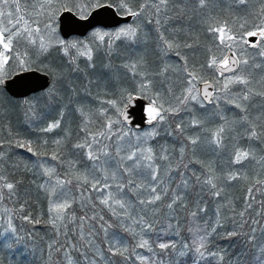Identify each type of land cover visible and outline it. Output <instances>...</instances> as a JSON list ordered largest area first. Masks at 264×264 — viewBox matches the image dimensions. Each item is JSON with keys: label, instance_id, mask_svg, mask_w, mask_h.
Wrapping results in <instances>:
<instances>
[{"label": "trees", "instance_id": "1", "mask_svg": "<svg viewBox=\"0 0 264 264\" xmlns=\"http://www.w3.org/2000/svg\"><path fill=\"white\" fill-rule=\"evenodd\" d=\"M96 2L97 0H27L26 19L34 27L42 29L48 22V14L54 13L51 22L56 23L55 15L61 10L69 9L78 14L91 9ZM99 2L115 5L118 0H99ZM128 3L133 10H138L146 0H128ZM33 5H35L34 9ZM40 5H44V8ZM262 6L264 0H247L245 5H239L234 0H207L206 6L203 7L199 5L198 0H174V3L169 4L167 12L159 17L162 24L158 31L155 9L149 3L143 13L132 18L128 24L137 28V36L133 41L121 38L112 45L111 54L108 53L106 45H102L92 55L93 68L102 57L107 58L113 69L121 67L122 73L127 76L124 94L121 90L118 91V88L120 89L121 86L122 89L123 86L120 80L115 85L116 91L96 96L94 93L98 87L95 86L94 81L89 78L80 79L78 75L84 59L76 54V48H69V54L65 55L62 47L55 44L47 52L42 53L39 50V40H36V44H32L26 42L24 37L15 36L10 44L8 62L0 68L1 79L20 70L37 68L49 73L51 83L47 89L19 99L9 96L0 86V152L4 153L3 158L0 159V175L6 177L7 182L16 184L12 194L6 188H0V264H67L62 253L52 251L49 245L58 241L57 247L61 244L67 247L66 240H75L76 236L71 231L73 227L71 224L68 226L66 237L63 228L58 234L49 223L50 199L56 202L68 200L71 208L65 211L81 216L84 215L81 200L83 193L85 201L91 198L97 205L96 211L103 214L107 220H112L108 210L99 204L97 197L100 193L91 191L87 185L78 187L77 177L87 175V165L91 161L86 156L84 148L74 146L86 141L91 143L93 136H97L102 131L107 133L108 122L119 120L120 113L107 102L115 100L118 102V107L122 108L127 101L126 94L129 93L145 98L159 93L165 102V107L177 109L175 112L166 113L164 121L156 120L153 126L155 135L141 146L152 147L157 153L160 152L161 147L167 148L170 159L157 160L156 163L161 166L159 174L162 180H166L168 176L172 177L169 188L176 189V184L179 182L177 173L185 172L186 176L192 179L193 185H195L193 173L202 178L208 175L214 176L216 178L214 182L221 191V195L215 197L210 194L207 186L190 185L184 200L185 207L177 208L174 217L168 215L169 209L166 207L169 202L168 197H164L156 205L147 206L145 212L149 218H152V212L158 209L156 231L148 234L154 251L160 253V249L155 247L160 242H175L177 248L169 249L167 253H161L156 257H152V253L146 249H137V251L165 264H217L216 260L211 258L199 260L194 248L183 247L185 244L191 246L197 236H203L206 231L211 232V228L215 227L216 231L206 238V247L211 251L223 249L229 260L234 259L235 254L244 249V238L242 235L227 237L225 234L248 230L249 225H245L243 229L238 227L240 218L237 214L245 209L247 203L252 202L249 200V188L253 189L252 196L255 202L252 209H248L245 219L257 218L256 212L264 205V137L260 140L249 139L245 134L250 123L256 126L257 131L264 129V96L253 94L248 101L237 100L236 103H241L246 113L237 108L235 103H228L229 99L241 93L244 86L236 83L224 84L223 80L232 74L221 75L216 72L215 65L209 66L214 57L220 63L225 55L219 47L220 38L230 40V34L226 29L214 33L209 31V27L223 28L227 22V26L232 28L233 32H238L240 24L245 20L250 23L260 22L257 14ZM119 13L123 14V10ZM165 15L170 18L167 22H163ZM118 29L98 28L102 32H115ZM93 31L83 38L70 37L63 41L67 44H78L86 41ZM161 32L165 39L172 42L171 49H168L160 39ZM220 33H225L227 37H222ZM232 51L239 52V49L233 48ZM258 51L255 48H246L243 57L247 58L249 63L242 64L238 73L250 78L249 87L252 88L253 93L264 92V57L259 56ZM14 56L22 57L27 61L24 67L19 66V60L13 59ZM70 57L75 58V64L70 62ZM134 62L141 65L136 72L130 70V67H125ZM52 67L67 68L62 75L63 81L62 78L58 79L53 75ZM77 68L78 70H70ZM138 73H147L146 79L151 81L147 97L139 90L142 77ZM189 73L197 78L194 81L193 94H196L195 89H198L201 83L206 81L213 83L215 99L212 98L211 103L204 104L196 94L202 104L193 100H188L183 105L179 104L178 98L183 99L184 96L189 95L187 92L188 81L191 79ZM69 82L74 88L72 92L65 87ZM53 86L57 89L55 99L49 92ZM77 107L83 110V115ZM102 108L106 110L103 113ZM213 111H218L221 116V122L219 121L218 124L205 121L207 113ZM245 114L249 118L248 121L241 119ZM231 117H239L243 125L231 128L227 122ZM193 120L199 121V124L193 125ZM57 121L59 127H54L51 131H42L49 124ZM177 125H183L182 132L177 130ZM221 126H224L225 132L221 145L217 146L211 141L213 133ZM129 129L121 121L113 125V131L117 133L128 132ZM59 138L61 143L58 144ZM189 138H196L197 143L192 145ZM98 139L111 145L108 151L112 155L115 154L114 146L119 140L115 137L112 140L103 137ZM19 140L29 142L36 154L28 152L27 148L16 147ZM122 145L125 146L122 154H125L124 141ZM93 146V150L100 147L95 143ZM182 147L185 152L181 162ZM237 149L246 150L251 155L242 159L240 163H235ZM53 155L58 159H52ZM70 162L74 167L70 166ZM181 163L188 165L187 169L180 167L177 172L166 171L169 168L177 169ZM109 167L112 171L115 170V162L110 160ZM46 169L53 171L46 174ZM230 175L237 176V179H228ZM102 177V174L96 175V178ZM138 178L139 176L135 177L136 180ZM58 179L71 182L56 187L53 194L52 188ZM257 181L260 183L258 184ZM137 182L141 181L137 180ZM109 183L112 181L109 180ZM40 185H45L47 190ZM85 189L88 191H84ZM125 198L135 209L133 215L144 214L136 206L138 203L136 195L128 193ZM198 207L203 208L204 212L198 213L193 220L190 213L196 211ZM24 217H30V220ZM217 219L220 221L219 226L216 224ZM259 219L264 224V218ZM169 223L172 225L171 228L168 227ZM132 227L136 228L135 225ZM197 228L198 232L195 231ZM113 231L122 236L130 247L139 239V235L133 238L119 226L114 227ZM136 232L139 233V228H136ZM102 238L101 233L100 239ZM97 242L100 243V240L98 239ZM180 251L186 254L178 255ZM69 254L73 260H82L78 252L69 249ZM251 255L252 253H249L244 259H250ZM115 259L118 260L119 257ZM127 264H139V261L133 257Z\"/></svg>", "mask_w": 264, "mask_h": 264}, {"label": "snow or ice", "instance_id": "2", "mask_svg": "<svg viewBox=\"0 0 264 264\" xmlns=\"http://www.w3.org/2000/svg\"><path fill=\"white\" fill-rule=\"evenodd\" d=\"M235 3L239 5H245L247 0H234ZM151 6L155 9V14L157 19L155 23L157 25V30L159 31V26L162 24L161 19L159 18L161 15H164L169 7V4L174 3V0H146L145 4H142L138 10H133L128 3V0H118L115 5L108 4L107 7H115L117 11L123 10V14L126 16H131L133 18L141 15L146 7ZM200 6H206L207 0H198ZM23 4V7H22ZM50 6V2H49ZM41 8H44V5H40ZM94 8H103L104 4L100 3L99 0L92 5ZM27 0H0V24L3 25V28H0V44H3L5 52H7L10 48V44L13 40V37H24L29 40L30 43L36 44V39L38 38L39 50L43 52H47L50 47H53L55 44H58L62 47L64 54L68 55L69 48H76L79 51V55L84 56L87 55L89 61L92 60V49L86 45L77 43L67 44L63 40H59L54 37V33L56 31L54 24L52 21V16L54 13L48 14V22L44 24V28L41 29L37 27L34 31L31 30L30 27H25L21 30L22 22L27 24L26 13H27ZM35 5H33V9ZM177 12H180L179 9H176ZM44 14V13H40ZM81 19H86L85 16L81 15ZM170 19L165 15V19L163 22H167ZM257 19L260 21L249 22L245 20L240 24V31L233 32V29L227 26V22L223 28L221 27H209L210 32H222L225 29L230 34V40H224L220 38V45L222 51H224L225 55L222 61L224 68L221 70V75L223 72L227 71L232 73L231 77L226 78L228 83H236L244 86V89L238 94L236 97L228 100V103H235L237 108H240L241 111L246 113V109L241 103H236L237 100L248 101L251 99L253 94L264 96V92L253 93L250 84V78L239 75L240 66L247 65L249 60L243 57L244 51L246 48H255L258 49V55L264 57V6L260 8L259 13L257 14ZM43 32V34H41ZM245 34L247 37H256V39L250 40L245 38ZM92 36L95 41H99L97 47L99 48L101 45H106L107 51L111 54L112 45L116 40L121 38H125L126 40L133 41L137 36V28L131 25L121 27L115 32H101L99 30L94 31ZM47 37V39H46ZM107 38V40L105 39ZM160 39L163 41L164 45L171 49L173 44L164 38L163 33L160 34ZM5 40L7 42H5ZM186 47H190V45H185ZM239 49V52H233L232 49ZM5 52H0V68L3 67L5 63L8 62L9 56L5 54ZM13 59L19 60V66L24 67L27 61L19 56H14ZM70 62L75 64V58L70 57ZM218 63L217 58H213L210 62L209 66L216 65ZM91 66V65H90ZM141 65L138 63H132L130 66L125 65V67H130V70L136 72V70ZM259 67V65H256ZM70 70H78L70 69ZM166 71V69H165ZM142 77V82L140 84V92L145 94L147 97V92L150 90L151 81L146 79L147 73H138ZM191 79L188 81L189 87L187 92L189 95L183 97V99L178 98L179 104L183 105L188 100H193L200 102L196 94H193V90L195 88L194 81L197 79L195 76H192L189 73ZM4 80L0 79V84H3ZM55 84V80H54ZM91 84V81H89ZM65 87L69 92L74 91V88L69 82ZM209 85L205 83V88L203 92L204 99H208L209 102H212L213 93L208 91ZM227 89V85L225 86ZM57 89L53 86L49 92L52 94L53 99H55V93ZM195 92H199V89H195ZM127 102L131 103L133 100V94H126ZM149 99V106L147 108L149 120L148 123H152L153 120L164 121L165 114L168 112H175L177 109L171 107H165V102L161 99L159 93L155 96L147 97ZM110 105L117 108V111L120 112V108L118 107V102L115 100L108 101ZM30 107V106H29ZM81 114L83 115V111ZM103 111L106 110H102ZM122 114V113H121ZM242 120L248 121V116L245 114L241 117ZM120 121H109L107 125L108 132H100L97 136H93L92 142H85L82 144H77L74 147L76 148H85L89 149L88 151V159L94 162V169L100 170L103 172L102 178H89L87 175H83L81 177H77L78 187H82L83 185L89 186L90 190L96 193H100L98 199L99 204L103 206L104 209H107L111 214L112 220H107L105 216L96 211L97 205L88 198L85 201L84 195L82 193V208L84 211V215L76 216L74 213L66 212V209H70L71 205L69 202H56L50 199V220L49 223L52 224L53 228H55L60 233V229L63 228V234L67 237L69 228L68 226L73 225L71 231L76 236L75 240H66L67 247L63 244L56 246L59 242L54 241L53 244L49 245V248L57 253H62L64 259L67 261V264H127V262L133 257L136 261H139V264H165V262L160 260H155L152 257H156L161 253H167V250L177 248L175 242H160L155 247L160 249V253H156L153 249V245L150 242V237L148 234L156 231L157 228V219L156 212L158 209L152 212V218H149L147 212H145V208L150 205H156L157 202L161 201L164 197L169 198V202L166 204V207L169 209L168 215L170 217L175 216V212L177 208L185 207L184 200L185 196L188 194V189L190 185H193V181L191 178L186 176L185 172H178L179 182L176 184V189H170L169 183L172 182V177L168 176L166 180H162L160 176L161 166L156 163L157 160L160 161H168L170 159L168 150L166 147H161L159 153L155 152L152 147L147 148H139L138 150H130L125 154H122V145L116 143L115 145V154L112 155L108 149L111 147L109 144L103 143L98 137H103L107 140H112L115 137L117 140L121 139L123 136H127L132 133V130L129 129L128 132H114L113 125L119 124ZM193 125L199 124V121L193 120ZM54 127H59V121L49 124L47 128L42 129V131H51ZM86 130V129H85ZM177 130L180 132L183 131V125H177ZM225 132L224 126H221L216 132L213 133L211 143L220 146L223 140V134ZM134 134V133H133ZM245 134L249 139H257L260 140L264 137V129L261 131H257L255 125L249 124V128L245 130ZM149 135H155V132L150 133ZM190 143L195 145L197 143L196 138H189ZM59 144V141H57ZM93 143L100 145L99 148L93 150ZM16 147L19 148H27V151L30 153L36 154L30 145L29 142L19 140L16 143ZM185 149L182 147L180 149V159L181 162L184 158ZM251 153L246 150L237 149L235 152V163H240L242 159L248 158ZM4 156L3 152H0V159ZM52 159H58L57 156L53 155ZM115 162V170L111 171L110 175L108 169L105 168V165H108L109 161ZM70 166L74 167V165ZM183 167L187 169L188 165L181 163L177 166V169H166L169 172H177V170ZM46 174L50 173L51 169H46ZM195 176V185L193 186H207L210 189V194L219 197L221 195V191L218 189L217 184L214 182L215 177L212 175H208L205 178L201 176ZM136 176H141L142 181L137 182L135 179ZM228 179H237V176L230 175ZM109 180L112 183H109ZM0 188H6L10 194H12L16 188V184L7 182L6 177L0 175ZM71 181H62L57 180V183L52 188V192L54 194L56 187H62L66 183H70ZM259 184L260 181H257ZM42 188H46L45 185H40ZM84 191H88L85 189ZM259 191V189H257ZM169 192L171 195L169 196ZM253 189L249 188V202L246 204L244 210L240 211L237 215L240 218V223L238 227L243 229L245 225L248 226V230L246 232H237L232 231L226 233L227 237L232 236H243V245L244 249L241 252L235 254V258L229 260L227 258V253L223 249H217L216 251H211L206 247V238L211 233L216 231V228H211V232L206 231L205 235L197 236L193 244L191 246L185 244L183 247L185 249L194 248L195 255L197 259L204 260L206 258H211L216 260L217 264H264V224L261 223V219L264 218V205H262L261 209L256 212L257 218L245 219L248 209H252L253 203L255 202L254 197L252 196ZM128 193H132L137 196L138 203L137 207L140 208V211L144 213L132 215L129 210L132 208V203L129 202L125 197ZM147 194L146 196L144 194ZM23 210V207L21 208ZM204 212L203 208H197L196 211L190 213L193 220L197 216L198 213ZM91 213V214H89ZM219 215V213H218ZM26 220H30V217H24ZM131 221V224L128 222ZM250 221V223H249ZM38 223L39 221H33ZM219 219H217L216 224L219 226ZM132 225H135L136 228H139V233L136 232V228H133ZM119 226L123 228V231L130 233L133 238L139 235V239L136 243L131 245V247L126 243L124 238L113 231L114 227ZM169 228L172 225L169 223ZM192 231V229H189ZM196 232L199 231L197 228ZM101 233L103 234V238H101ZM258 233L260 234L258 236ZM98 239L100 243H98ZM69 249L74 252H78L82 257V260H73L72 256L69 254ZM137 249H146L149 253H152V257H148L142 255ZM249 253H252L250 259H244V257L248 256ZM178 255H185L184 251H180L177 253ZM119 257V259H115Z\"/></svg>", "mask_w": 264, "mask_h": 264}, {"label": "water", "instance_id": "3", "mask_svg": "<svg viewBox=\"0 0 264 264\" xmlns=\"http://www.w3.org/2000/svg\"><path fill=\"white\" fill-rule=\"evenodd\" d=\"M103 8H92L85 16L86 19H81V16L76 15L73 11L66 9L62 10L57 16V30L61 38L68 39L71 36L84 37L89 31L96 27L115 28L121 24L128 23L131 16L122 15L117 12L114 7H107L104 4ZM248 39L255 40L256 37ZM224 65L218 64L216 70L221 73ZM230 72H223L228 74ZM4 83L0 86L6 93L13 98H24L30 94L37 93L47 89L51 83V77L47 72L38 69H28L17 72L10 77L3 79ZM209 85L208 91L212 92V84ZM205 83L199 86V95L205 103H209L208 99H204L203 92ZM211 99V98H209ZM149 101L141 96L134 95L131 103L126 102L121 110L119 119L121 122L128 124L135 130L143 129L150 126L147 115L145 113V106Z\"/></svg>", "mask_w": 264, "mask_h": 264}, {"label": "rangeland", "instance_id": "4", "mask_svg": "<svg viewBox=\"0 0 264 264\" xmlns=\"http://www.w3.org/2000/svg\"><path fill=\"white\" fill-rule=\"evenodd\" d=\"M89 10L87 9V11H85V12L78 13V15L79 16H81V15L86 16ZM57 15H55L56 21H57ZM52 23L54 24L55 29H56L55 33L53 34L54 37L59 39V40H64V39H62L60 37V35H59L58 31H57V26H58L57 22L56 23L52 22ZM127 25L128 24L122 25L121 27H125ZM20 27H21V30H23L25 27H30L31 30H33V31L37 28V27H34L32 24H30L29 21H27V24H24L22 22ZM0 28H3L2 24H0ZM97 30H94V31H97ZM41 34H43V32H41ZM220 35H222V37H227V35L225 33H220ZM14 37H13V39H14ZM46 39H47V37H46ZM24 40L26 42H29V40L26 39V38H24ZM36 40H39V39L37 38ZM5 42H7V41L5 40ZM81 44H86L92 49L91 55H93V52L97 51L102 46L101 45L99 48L97 47V44H99V41H95L93 36H92V34L89 35V38L86 41L78 42V45H81ZM10 50H11V48H9V50L7 52H5L3 44H0V52H5L6 55H9ZM76 50H77L76 54L79 55L78 49H76ZM79 56L83 57L82 59H84V60L82 62V68L80 67V70L78 71V75H80V79L89 78L90 80L94 81L95 86L98 87V88L95 89V93H94L96 96L98 94H101V93L110 92V91H116L115 85L120 80H122L123 86H122V89H121V86H120V89L118 88V91L120 92V90H121L122 94L125 93V89H126L125 81H126L127 76L124 73H122V71L120 69L121 67L113 69V67L110 65L109 61L107 60V58H103L102 57L101 61H98L96 63V66L93 68V66L91 64V61H89L88 58H87V55H84V56L79 55ZM52 68L53 69H52L51 72L58 79H61L63 73L66 72V70H67L66 67H52ZM102 72H105L106 74H103ZM231 76H229V77H231ZM1 78H2V75L0 74V79ZM63 80H64V78H62V81ZM223 82H224V84H226V83H228V80L225 78L223 80ZM195 93L198 94V92H195ZM98 99L99 100L101 99V95L98 97ZM101 102H102V100H101ZM148 106H146L147 115H148V112H147ZM98 107L100 108L101 106H98ZM113 109H116V111H117V108L113 107ZM77 110L80 111L82 109L80 107H77ZM101 110H103V108ZM120 110H121V108H120ZM96 111H98V110H96ZM220 117L221 116L218 114V111L217 112H214V111L213 112H208L206 117H205V121H206V123L213 122L214 124H218L219 121L221 122V118ZM227 122H228V125L231 128H234V127H237V126L241 127L243 125L242 121L239 120V117H231ZM244 130H245V127H244ZM153 132H154V128L153 127L150 128V129H145V130L140 131V132H133L134 134L132 133V134H129L127 136H124L122 140L118 141V143L120 142L119 144L122 145V141H124V143L126 144L125 153L127 151H130V150H138V147L139 148H144V147H141L143 145V142L150 140L152 135H149V134L153 133ZM58 141H59V143H61L60 138L58 139ZM123 148H125V146L122 145V149ZM93 149H94V146H93ZM114 150H115V146H114ZM88 151H89V149L87 147H85L84 148V152H85L86 156L88 154ZM109 164H110V161H109L108 165H105V168L108 169V172H109V175H110L112 170L110 169ZM93 165H94L93 161L88 163V165H87V176H90V177L93 178V177H96L97 174H102L103 175V172L100 171V170L94 169ZM137 180L142 181V177L139 176V178ZM64 201L69 202L66 199ZM64 201H62V202H64ZM129 212H130V214L133 215L134 212H135V209L131 208L129 210ZM128 223H131V221H129Z\"/></svg>", "mask_w": 264, "mask_h": 264}]
</instances>
